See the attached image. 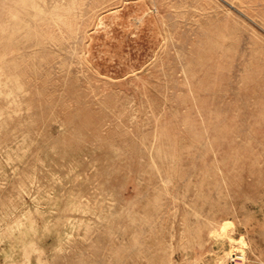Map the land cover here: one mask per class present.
Returning a JSON list of instances; mask_svg holds the SVG:
<instances>
[{"label":"rangeland","instance_id":"obj_1","mask_svg":"<svg viewBox=\"0 0 264 264\" xmlns=\"http://www.w3.org/2000/svg\"><path fill=\"white\" fill-rule=\"evenodd\" d=\"M0 264H264V0H0Z\"/></svg>","mask_w":264,"mask_h":264},{"label":"built area","instance_id":"obj_2","mask_svg":"<svg viewBox=\"0 0 264 264\" xmlns=\"http://www.w3.org/2000/svg\"><path fill=\"white\" fill-rule=\"evenodd\" d=\"M235 263H243L245 260V254L242 251H235L231 257Z\"/></svg>","mask_w":264,"mask_h":264}]
</instances>
